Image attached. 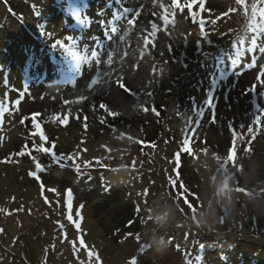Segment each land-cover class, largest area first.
I'll list each match as a JSON object with an SVG mask.
<instances>
[{
    "label": "rangeland",
    "instance_id": "1",
    "mask_svg": "<svg viewBox=\"0 0 264 264\" xmlns=\"http://www.w3.org/2000/svg\"><path fill=\"white\" fill-rule=\"evenodd\" d=\"M164 2L169 4L170 0ZM141 3L145 8L139 18L140 25L149 19L157 20L151 12L161 10L153 8L150 0H73V6H86L82 15L90 18L87 25H80L73 16L65 13L68 0H0V100L14 104L18 92L12 89L28 88L18 106L19 111L12 107V114H6L0 123V161L18 152L25 143L31 148L33 140L39 142V137H32L30 133L35 131L31 114L40 113L37 122L49 138L46 147L55 141L54 151L58 155H67L76 152L80 145L88 149L81 153L83 160L97 157L109 166L101 168L93 161L92 168L78 173L71 161L54 163L49 154L34 150L33 155L42 165L40 169L28 155L13 157L18 161L15 163L0 162V209L6 210L0 211V264H45V258L46 264H79V260L89 264L87 253L81 249L78 260L68 243L77 240L79 247L78 233L66 219L69 189L73 217L80 218L76 216L77 211L83 217L79 235L83 236L88 247L97 251L102 264H128L133 256L138 257L139 264H264V132L257 133L251 152L244 151L251 138L247 127H255L252 120L258 114V107L251 102L248 89L256 82L259 66L264 65V54L258 52L264 44V37L258 40L257 51L246 50L252 47L250 40L242 49L234 43L232 35L220 37V32H227L229 28L239 31L246 23L241 14H232L230 18L218 21L215 33L212 25L207 24L206 31L213 44L202 42L198 45L197 40L201 39L198 26L192 22L187 10L183 14L178 11L174 17L175 28L169 25L164 30L162 27L154 47H144L140 28L133 30L115 57L116 71L111 81L94 86V90H86L87 82L95 73V63L91 67L80 63L77 70V61L70 54L51 48L52 41L37 31V24L44 23L47 31L53 32L56 38L73 37L81 55L87 54L88 49L103 51L101 42L110 43L106 39L109 29L103 28L99 20L112 21L110 26H115L114 13L118 17L123 7L138 8ZM32 5L37 6L41 17L34 14ZM9 7L16 15L9 12ZM206 7L212 9L211 17L207 12L202 14L208 20L215 19L235 4L234 0H206ZM98 10H104L103 17L97 15ZM194 10H199L198 5ZM21 14L23 19H19ZM159 23L162 25L161 21ZM119 26L123 27V24ZM181 32L185 33L186 41ZM157 41L162 44L158 46ZM66 43L72 41L66 40ZM201 49L211 55L205 59L200 55ZM124 51L128 55L121 61ZM33 55L35 61L31 59ZM237 58L240 63L233 65L231 60ZM102 59L106 57L102 56ZM164 61L169 62L167 66ZM177 61H183L188 68ZM162 67H166V72L159 75ZM198 74L212 75V80H216L214 108L206 103V93L210 85L213 86L209 81L201 91L193 90V81ZM119 75L123 76L127 87L139 95V102L145 107L151 110L153 105L160 104L162 110L157 108L159 115L134 109L135 96L113 83ZM58 77L69 81L70 85H56ZM157 79L159 83H155ZM149 81L153 83L149 85ZM147 91H152L153 97H147ZM260 91L264 88H257V92ZM81 94L89 96V100L80 104L64 103L66 100L75 101ZM174 97H177V104L172 106ZM258 98L260 107H264V99L259 94ZM100 102L112 110L121 111L122 115L107 117L98 109ZM93 103L97 105L95 115ZM185 104L187 107L191 105V109L186 110ZM201 109L203 116L199 115ZM227 109L236 118L223 117L222 112ZM69 112L67 125L50 119L55 114ZM213 114L215 123H212ZM84 115L89 117L87 132L82 120L76 119ZM100 115H105L108 123L100 124ZM139 115L142 120L136 118ZM22 116H28L23 125L20 124ZM119 119L123 120L119 122ZM113 125L117 127L115 133ZM229 125L245 136L244 141H237L236 163L242 166V171L229 164L230 173H234L229 187L245 188L251 196L218 190L224 173L217 171L213 153L226 157L232 141ZM192 130L195 131L192 147L197 158L184 154L179 172L190 193L196 194L190 196V202L197 209V219L203 221L200 226L191 219L192 212L182 199L179 207L184 213L177 211L173 200L177 190L168 183L173 155ZM120 132L126 136L119 138ZM128 135L146 143L130 141ZM81 140L86 143L81 145ZM150 142L157 146L149 147ZM101 145H107L111 152ZM205 147L208 148L207 155L200 151ZM109 156L110 159L106 158ZM133 161H136L135 169L131 167ZM32 171L39 179L29 175ZM41 183L44 185L43 195ZM52 188L57 189L59 195L48 191ZM145 189L149 190L147 197L142 194ZM45 197L50 205L45 203ZM81 204L84 205L82 209ZM225 205L228 206L227 213ZM137 207L140 208L139 214ZM165 212L168 213L165 219H155ZM221 217H224L223 223ZM57 221L65 225L63 231L67 233V240L63 243ZM129 221H133L131 226ZM129 232L134 235L126 239ZM137 233L141 238L139 242L135 239ZM185 233H188L186 239ZM147 245L150 247L142 253V246ZM176 245H180L179 250Z\"/></svg>",
    "mask_w": 264,
    "mask_h": 264
},
{
    "label": "snow or ice",
    "instance_id": "2",
    "mask_svg": "<svg viewBox=\"0 0 264 264\" xmlns=\"http://www.w3.org/2000/svg\"><path fill=\"white\" fill-rule=\"evenodd\" d=\"M6 2V0H5ZM150 3L152 4L153 8H159L161 11L158 13L156 11H152L151 15L153 17H157V20L149 19L144 22L143 25H140L139 18L141 17L142 12L144 11L145 5L143 3L140 4L138 8H129V7H123L122 10L119 11V16L117 17V14H113V19L117 20V25H112V21H108L105 19H100L99 23L103 28H108V34H107V41L110 43H103L101 42V47L103 51L96 50V49H88L87 54L81 55L80 51L76 50V41L73 37H65V38H56L53 32H49L46 29V25L44 23H38L37 24V31L39 34L47 37L52 41L51 48L53 49H61L63 52L68 53L71 55V57L77 61L76 68L79 70L80 63H86L89 67L92 66L93 62L96 65L95 73L90 78V81L86 84V90H94V86L102 83H108L111 81L113 73L116 71L114 65L116 64V55L121 50V45L128 42V39L130 37V34L133 30L136 28H140V39L143 41V46L148 47L149 45L155 46V38L157 37V33L161 30L163 27L164 30H167V27L169 25H172L173 28H175V19L177 12L183 14L185 10H187L188 15L191 17V20L194 24L198 26L199 29V37L201 39L197 40V44L200 45L202 42H206L208 45H212L213 41L210 38V34L208 31H206V25L211 24L212 25V32H216V25L218 21L230 18L232 14H241L243 20L246 22L243 26V28L239 31L229 28L227 32H220V37H225L232 35L234 43L239 45L242 49L245 45L246 41L250 40V44L252 47L246 49L247 51H257L256 45L258 43V40L262 37H264V0H251V3H249V0H234L235 7H229L226 11L221 12L219 16H217L215 19H208L206 20L203 13L207 12L209 17L212 16V9L206 7V0H170L169 4H166L164 0H150ZM198 5V11L194 10V6ZM33 8L34 14L37 17H41L42 13L38 10L36 5L31 6ZM85 8L73 6V0H68V6L65 8V13L70 14L75 18V20L80 25H87L89 24L90 18H88L86 15H82L85 12ZM9 12L12 15H16L12 9L9 7ZM97 15L100 17L104 16V10H98ZM187 18V17H186ZM19 19H23V16L19 17ZM159 21H162V25L159 23ZM123 24V27H120L119 25ZM150 26V28H149ZM144 33H147V35H144ZM249 33L253 34L249 36ZM171 35V33H168ZM181 36H185V33L181 32ZM190 35V34H189ZM149 37L152 39L150 40ZM66 40H71L72 43H66ZM186 41V36H185ZM169 51H171V46H168ZM258 52L260 54H264V44H261V46L258 48ZM128 55L127 51H124L122 55L120 56V60L123 61L124 57ZM163 55V53H161ZM200 55H202L205 59H207L211 53L204 52L202 49L200 50ZM102 56L106 57V59H102ZM143 56H141V59ZM33 61H35V56L33 55L31 57ZM219 59V58H218ZM182 63L183 67L185 69L188 68V65L183 63V61H177ZM168 61H164V65H168ZM200 63H203V61H200ZM231 63L233 65H236L240 63L239 59H232ZM104 65L102 68L101 65ZM260 70L255 78V83H253L250 88L248 89L251 91H256L257 88H264V65H260ZM59 70V69H58ZM166 72V67H162L159 69V75H163ZM107 77L108 79L105 80L104 78ZM116 85H118L121 89H123L125 92L135 96L137 103L133 105L134 109L137 110H143L145 113L149 111L148 107H145L144 104L140 103V97L139 95L133 91L132 89H129L127 85L124 83V79L122 75H119L116 77V79L113 81ZM153 81H149V85H151ZM155 83H159V80L157 79ZM5 87H8L7 79L4 81ZM18 92V98L14 101V104L6 103L4 100H0V123H3V118L6 114H12V107H15L17 111H19V104L21 103V100L25 96V94L28 92V88L24 87L23 90H16L12 89ZM103 93L101 92V95ZM261 97H264V91H260L258 93ZM7 97V93L5 94ZM145 95L149 98L153 97L152 91H147ZM89 100V96L81 94L76 98L75 101H65V104H80L84 101ZM206 103L209 107L214 108V97L208 96ZM98 109L103 110V113L106 114L107 117H119L122 115L121 111L112 110L106 103L100 102L98 104ZM92 111L95 115L97 112V105L95 103L92 104ZM151 111L155 113L156 115H159V112L157 111L156 107L153 105L151 107ZM71 112L65 115L55 114L50 117V119L54 122L58 121L61 125H67L69 123L68 115H70ZM40 113H33L31 114V122L32 127L35 129L34 132H31L30 135L32 137H39V142L37 143L35 140L31 143V148L29 147L28 143H25L22 148L18 152H14L10 154L8 157L5 158L4 163H15L18 161H14L13 157H23L25 155H28L31 157V159L35 162V167L37 169L42 168V165L39 163V160L36 156L32 155V151L34 150L37 153H44L49 154L52 161L54 163H60L61 161H71L72 166L75 168L76 172L82 173V170L89 169L93 167V161H95V165L99 166L101 168H107L109 167L104 163V160L101 158L93 157L92 160H83L81 153H86L88 151L87 148H81L80 145L77 146L78 150L73 153H69L67 155L61 153L57 154L54 149L56 148V142L51 141V146L46 147L45 144L49 143V138L46 136L44 130L41 128L40 123L37 122V116H39ZM180 115V113H178ZM199 115L203 116V110L201 109ZM99 123L100 124H106L108 123L107 119L105 118V115H100L99 117ZM76 119L82 120L83 127L85 132H87L88 129V119L89 117L87 115H84L82 118L80 116H77ZM28 120V116H22L20 119V124L23 125L25 121ZM216 122L215 115L212 116V123ZM253 126L247 127V134L251 138L247 140V147L244 148V151L246 153L251 152V145L252 142L256 139L257 133L264 132V107H258V114L255 115L254 119L252 120ZM230 128H232L231 125H229ZM243 127V126H241ZM112 131L115 133L117 129L112 128ZM126 136V133L120 132L119 138H124ZM195 136V131L192 130L191 134H186L185 137L181 141V145L178 148V150L173 155V169L172 174H169L168 177V183L175 188L177 191L175 195L173 196V200L177 204V211L180 213H184V209L179 207V202L182 199L183 203L191 210L192 216L191 219L195 221L197 226L202 225L203 221L200 219H197V209L194 207V205L190 202V196H195V193H190L189 188L185 183H183L182 179L180 178V172L179 168L182 166V156L184 154H187L189 156H192L193 158H197L195 156L194 149L192 147L193 144V137ZM127 139L130 141H134L138 144H145L146 142L144 140H138L130 135L127 136ZM244 141L245 136L242 135L240 132L236 131L235 128H232V141L231 146L228 149L226 157L222 158L218 154L213 153V157L215 158L218 168L217 171H222L224 173L223 178L220 182V185L218 186V190L221 193H227L231 191L236 192H242L246 195L251 196V193L248 192L245 188L242 187H236L235 189H232L229 187V181L234 179V173H230L229 171V164L231 163L233 168H237V170L242 171V166H237V141ZM86 143V141L81 140V145ZM167 143V141L165 142ZM206 143V141H204ZM148 146L151 148H155L157 145L154 142L148 143ZM102 148H104L107 152H111V149L107 147V145H101ZM143 151V149H141ZM205 155L208 154V148H202L200 150ZM108 159L111 158V156L106 157ZM80 161V162H77ZM122 167H127L122 165ZM131 167L135 169L136 167V161L132 162ZM120 169H112V171H119ZM29 175L36 177L39 179L35 171H32L29 173ZM212 179L215 181L216 177H212ZM154 183V182H153ZM41 194L43 195L44 192V185L41 183ZM182 190V191H181ZM48 191H51L53 193L57 192V189L52 188L48 189ZM145 197L148 196L149 190L145 189L142 193ZM67 216L66 219L74 225L77 233H78V242L79 247L77 246V240H71L68 241V243L71 244V250L74 256L77 257L79 260L78 253H80L81 249H83L87 253V260L89 264H102L101 257L97 253V251L94 250V248H90L86 245L85 240L82 235H79L81 232V220L83 217L80 215V212H76V216L80 217L79 219H74L72 209H73V203H72V192L71 190H67ZM196 199H199V197H196ZM229 204L231 203V197H228ZM45 203L51 204L50 201L47 200V197H45ZM84 207L83 204L80 205V208L82 209ZM22 210V208L20 209ZM0 211H6L5 209H0ZM137 214L140 212V208L137 207L136 209ZM151 211V210H149ZM228 206L225 205V212L227 213ZM10 214V213H9ZM201 216H203V213H200ZM168 216V213L165 212L162 215H157L155 217L156 220H163ZM150 219L152 217H149ZM224 217H221V223H223ZM133 221H129V226ZM57 224L59 225L60 229L62 230L61 235L63 239L61 240V243H63L65 240H67V233L63 231L65 228L64 224H61L59 221H57ZM177 227H182V225H177ZM0 232H2V229H0ZM134 234L129 232L126 234V239L129 237H132ZM188 233H185V239L187 238ZM135 239L139 242L140 241V235L137 233L135 234ZM174 240L173 238H170V242ZM15 243V240H14ZM53 249L55 248V245H52ZM150 247V245L142 246L141 252ZM177 250H179L180 245H176ZM201 248L204 247V245H200ZM47 251V249L45 250ZM226 259V257H223ZM45 264H46V258H45ZM79 264H85V261L79 260ZM128 264H139L138 257L133 256L130 258Z\"/></svg>",
    "mask_w": 264,
    "mask_h": 264
},
{
    "label": "trees",
    "instance_id": "3",
    "mask_svg": "<svg viewBox=\"0 0 264 264\" xmlns=\"http://www.w3.org/2000/svg\"><path fill=\"white\" fill-rule=\"evenodd\" d=\"M161 23H162V21H161ZM233 40V39H232ZM157 44H159L158 46H160L161 44H162V42L161 41H157ZM161 49V48H160ZM160 51H162V50H160ZM218 61V60H217ZM219 62V61H218ZM218 67H216V69H217ZM218 74V72L216 73V75ZM195 75H192V77H194ZM191 77V78H192ZM212 75L209 77V75H202V74H198L197 76H196V78L194 79V81H193V85H194V87H193V90H199V91H201L202 89H204L205 88V86L207 87V85H206V83H208V81L210 82V84H212L213 86L211 87V85H210V87H209V89H208V91L207 90H205V91H207V93H206V97H208V96H212L213 97V95L216 93V89H217V84H216V80H212ZM210 79V80H209ZM192 80V79H191ZM207 81V82H206ZM59 86H65L63 83H59L58 84ZM204 91V92H205ZM203 92V93H204ZM250 95H251V102L252 103H254V105L256 106V107H260V103H259V101H258V92H257V90L256 91H251V93H250ZM174 100H172L171 101V104H172V106H174L175 104H177V97H174L173 98ZM262 99H264V97H262ZM6 100H9V98H6ZM155 106H157L156 107V109L158 108V110L159 109H161L162 110V108H161V106H160V104H158V103H156L155 104ZM190 107V108H189ZM189 107H187V105L185 104V109L187 110V109H191V105H189ZM262 107V106H261ZM148 113H153V112H151V110H150V108H149V111L147 112V114ZM222 116L223 117H225V116H229L230 117V119H232V118H236V116H235V114L232 112V111H229V109H227V110H224L223 112H222ZM136 118H139V120H142V116H138V117H136ZM123 119H119V122H121ZM121 124V123H120ZM132 124V123H131ZM114 127L113 128H116L117 129V127H115L116 125H113ZM144 131H146V133L148 132L149 133V130H147V129H145ZM210 144H212V145H214L215 146V143H211V142H209ZM55 150V149H54ZM32 155H33V151H32ZM236 173H237V171H236ZM241 174V173H240Z\"/></svg>",
    "mask_w": 264,
    "mask_h": 264
}]
</instances>
